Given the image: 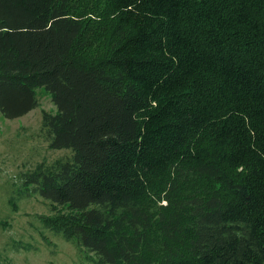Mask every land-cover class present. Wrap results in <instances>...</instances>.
<instances>
[{"label": "trees", "instance_id": "obj_1", "mask_svg": "<svg viewBox=\"0 0 264 264\" xmlns=\"http://www.w3.org/2000/svg\"><path fill=\"white\" fill-rule=\"evenodd\" d=\"M43 111L20 175L93 264H264V0H0V112Z\"/></svg>", "mask_w": 264, "mask_h": 264}, {"label": "rangeland", "instance_id": "obj_2", "mask_svg": "<svg viewBox=\"0 0 264 264\" xmlns=\"http://www.w3.org/2000/svg\"><path fill=\"white\" fill-rule=\"evenodd\" d=\"M38 98L40 107L24 117L12 120L0 112V264H93L86 250L42 223V217L56 214L55 205L22 187L21 173L73 155L49 148L43 111L57 110L45 89L38 90Z\"/></svg>", "mask_w": 264, "mask_h": 264}]
</instances>
